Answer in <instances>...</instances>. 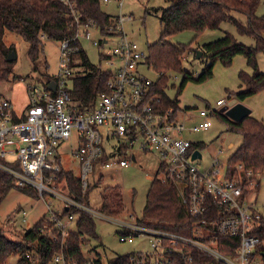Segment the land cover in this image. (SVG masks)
<instances>
[{"label":"built area","instance_id":"built-area-1","mask_svg":"<svg viewBox=\"0 0 264 264\" xmlns=\"http://www.w3.org/2000/svg\"><path fill=\"white\" fill-rule=\"evenodd\" d=\"M58 1L67 8L74 36L59 43L58 70L51 82L55 84L54 92L28 86L27 106L21 115L9 100L0 98V171L18 189L34 192L46 204V222L55 223L53 230L60 231L63 240L75 222V215L70 212L78 211L116 226L121 244L145 243L150 252L133 253L131 260L135 264H195L194 252L208 257L210 264H264V237L260 234L263 214L256 206V196L251 199L252 194H257L256 181L241 183L228 179L227 161L225 164L219 159L222 150L203 168V158L192 160V144L184 138L186 132H208L211 114L229 101H217L216 110L187 109L174 119L171 111L156 113L157 97L148 99L154 81L141 71H150L144 63L146 53L124 29L132 18L122 14L113 18L109 36L101 38L96 22L84 17L71 0ZM108 1L101 0L103 4ZM109 40L116 45L106 54ZM83 42L98 50L104 58L105 71H110L112 77L107 83L109 92L99 95L95 109L78 115L69 106L68 90L74 72L81 71L73 70L72 65L75 57L86 52ZM102 42L104 49L100 50ZM74 133L80 145L73 156L79 161L83 194L89 185L87 177L94 172V164L106 150L107 141L114 145L111 152L106 151L113 157L101 164L105 169L128 168L135 151L150 152L157 156L161 169L158 179L172 184L191 216L193 237L141 226L131 214L126 218L107 217L59 193L58 174L62 167L54 159L55 151ZM121 154L128 159L116 160V155ZM52 201L58 202L60 210L53 209ZM64 212L66 217L57 220ZM50 238L56 241L57 236ZM229 239L231 243L221 244L222 249L230 252L226 255L219 249V240ZM50 264L65 261L59 255Z\"/></svg>","mask_w":264,"mask_h":264},{"label":"trees","instance_id":"trees-1","mask_svg":"<svg viewBox=\"0 0 264 264\" xmlns=\"http://www.w3.org/2000/svg\"><path fill=\"white\" fill-rule=\"evenodd\" d=\"M84 17L96 22L99 37L109 36L108 30L113 18L101 9V0H71ZM169 6L162 11L160 25L162 32L159 40L148 45L144 63L149 70L157 75L151 87L148 99L156 96L154 111L164 114L172 112V119L185 109L179 107L177 96L188 83L203 84L213 77L214 67L217 63L230 67L235 58L241 56L251 69V75L244 71L239 72L240 81L236 92L227 91L228 100L243 102L248 98L264 91V74L258 68L256 56L264 53V15L258 16L259 0H165ZM241 16L245 22L234 17ZM67 17V8L58 0H0V83H6L12 77V62L7 58L14 52L12 46L4 42L6 32L21 37L29 46L27 57L32 64H36L42 52V40L60 43L71 39L75 31L70 26ZM223 24H230L236 34L252 39L254 45L246 46L237 41L229 33L221 39L207 42L199 46L207 65L198 74L187 73L182 62L185 55L192 51L191 44L174 46L166 40L185 32L194 34V41L207 31H218ZM193 41V42H194ZM104 49L103 42L100 50ZM197 52V49L194 53ZM104 58L98 55V65L90 62L87 53L83 52L74 58L72 69L75 71L70 79L68 94L70 105L74 107L75 114L83 115L95 109L100 94L108 93L107 83L112 77L110 71L102 69ZM171 74L181 75L176 97L169 98L166 91L174 88L169 85ZM43 85L45 90L53 81L46 77ZM189 109V108H187ZM210 107L206 105V110ZM213 118L226 127V131L240 138V146L227 160V178L239 180L241 183L253 179L254 176L264 173V119L258 120L251 116L240 123H233L224 117L220 111L211 114ZM208 147L205 143L191 145L189 154L195 151H204ZM113 156L103 150L101 158L94 164V169L104 164ZM241 167V171H237ZM158 169V174L160 173ZM247 174H250L247 178ZM251 177V178H250ZM95 185H88L86 192L82 193L80 178L77 179L72 172L61 168L58 174V190L66 197L90 206L91 195L96 189ZM16 190L32 199L38 200L34 192L20 190L13 180L0 171V206L9 193ZM217 209L220 210L218 206ZM125 205L122 192L119 188L105 187L100 194V206L97 212L111 217L120 218L125 215ZM75 215L72 230L66 239H62L60 231L53 230L54 222H46V216L37 221L33 227L25 232L19 242L5 238L0 230V264H6L10 257H20L18 264H50L56 256L61 255L65 264H135L131 260L134 254L117 255L107 258L103 262L101 255L88 259L85 254L91 255L94 250L92 242L101 245L95 218L78 211H71ZM64 212L57 220L66 217ZM261 221L260 234L264 237V216ZM137 223L141 226L164 230L169 233L191 238L194 234V222L187 209L182 205L176 189L170 183L162 182L158 175L150 181L146 196V203ZM51 231V232H50ZM56 235V241L50 236ZM223 254H230L221 244L231 243V239L219 240ZM195 264H210V259L195 253Z\"/></svg>","mask_w":264,"mask_h":264},{"label":"rangeland","instance_id":"rangeland-1","mask_svg":"<svg viewBox=\"0 0 264 264\" xmlns=\"http://www.w3.org/2000/svg\"><path fill=\"white\" fill-rule=\"evenodd\" d=\"M110 3L105 5L101 2V9L110 17L124 15L132 18L130 23L124 25V29L128 37L134 41L140 49L146 53L148 45L156 43L161 35L162 27L160 25V17L162 11L168 8L169 4L165 0H109ZM260 6L257 15H264V0H259ZM121 3V7H119ZM235 18L245 22V18L234 15ZM225 33L232 34L237 41L246 46H253L252 39L241 37L236 34L230 24H223L218 31H207L194 41V34L185 32L177 36H173L166 41L174 46L193 45L192 51L185 55L186 60L182 62L183 69L187 73L198 74L207 65V60L203 58L199 46L207 44V42L221 39ZM194 41V42H193ZM4 42L8 46L14 48L15 59L12 61V77L6 83H0V98L9 99L12 95L13 88L19 90L27 88L30 85H36L40 88L46 83V77H53L58 70L59 65V43L48 40H42V52L36 64H32L28 57V44L19 36L6 32ZM115 42L109 40L104 51L110 54L115 47ZM83 48L87 53L90 62L98 65V50L90 44L83 42ZM197 49V52L194 51ZM197 57V58H196ZM258 68L264 73V53H258L256 56ZM230 67L222 66L217 63L214 67L213 77L203 84L188 83L183 91L177 96L179 107L181 109L189 108V110H216L215 104L219 100H228L227 91H237L239 80L237 76L239 72L244 71L251 75L252 71L245 63V59L241 56L234 59ZM102 69L106 70L104 65ZM143 74L155 81L157 75L152 71H143ZM181 80V75L171 74L169 85L173 84L174 88L166 91L169 98L176 97L177 89ZM16 91V89L14 88ZM232 101V100H230ZM248 109H251V117L255 119H264V91L241 102ZM220 111V109H219ZM208 122L211 126L210 131L199 133H185L184 138L192 145L197 143H205L207 149L202 151L204 168L209 166L212 158L218 157V150L223 151V155L219 159L226 164L230 155L240 146V138L226 131L221 123L212 116ZM197 123V122H195ZM224 142V145L221 142ZM79 142L75 133L68 142L60 144L54 155V159L59 161L62 169L72 172L79 179L81 169L79 161L73 156L79 148ZM231 145L230 148H228ZM139 155L136 162L128 168L115 167L105 169L102 165L95 168L93 173L87 177L88 184L95 185L96 189L91 195V209L97 211L100 206V194L105 187L119 188L124 198L126 211L133 216V220L141 218L142 210L146 203V196L149 190L150 181L148 177L155 178L158 174L157 156L150 152ZM116 160L125 159L124 154L116 155ZM256 181V193L252 194L251 199L256 196V206L264 216V173L254 176ZM62 194V190H59ZM51 206L55 211L60 210L57 201H52ZM49 213L47 206L41 200L32 199L16 190L9 193L5 201L0 206V230L5 238L13 242H19L23 234L29 231L33 225L39 221L43 215ZM25 214V216H23ZM25 220V221H23ZM98 234L101 238V245L97 242L91 243L94 252L91 255L85 254L90 260L101 255L103 262L107 258L117 255L133 254L141 251L150 252L147 245L141 241H136L131 245L121 244L118 238V229L116 226L106 223L95 218ZM105 254V256H104ZM20 257H10L6 264H18Z\"/></svg>","mask_w":264,"mask_h":264},{"label":"water","instance_id":"water-1","mask_svg":"<svg viewBox=\"0 0 264 264\" xmlns=\"http://www.w3.org/2000/svg\"><path fill=\"white\" fill-rule=\"evenodd\" d=\"M197 58V57H196ZM15 59L14 52H11L7 58L8 62H12ZM48 90L54 92L55 84L51 83L48 86ZM220 113L228 118L233 123H240L243 119L251 115V110L245 107L241 102L238 103L236 100L229 101L223 108L220 109ZM202 155L196 151L192 155V160L201 159Z\"/></svg>","mask_w":264,"mask_h":264},{"label":"crops","instance_id":"crops-1","mask_svg":"<svg viewBox=\"0 0 264 264\" xmlns=\"http://www.w3.org/2000/svg\"><path fill=\"white\" fill-rule=\"evenodd\" d=\"M110 1H108V3H105V5L109 4ZM103 4V3H102ZM261 16V15H260ZM117 17V16H115ZM113 17V18H115ZM141 71H144V69H141ZM261 72V71H260ZM262 74H264L262 72ZM240 85V84H239ZM14 88L16 89V91L14 90ZM13 88V91H12V95L9 99V100L13 106H14V109L16 111L17 114L21 115L22 113H24L25 109H26V106H27V95H26V88H22V90H19L17 89L16 87ZM239 88V86H238ZM236 92V91H234ZM239 103V102H238ZM246 107V106H245ZM187 110V108L185 109ZM251 110V109H250ZM251 114H252V111H251ZM251 116V115H250ZM254 118V117H253ZM258 120H262V119H258ZM210 126V124H209ZM210 129H211V126H210ZM210 131V130H209ZM114 145V143L112 141H107L106 142V151L108 152H111L112 151V146ZM139 152V151H138ZM141 154H144L142 152H139ZM138 156L139 155H135V153H133V162L135 163L136 160L138 159ZM203 164V161L201 162V165ZM157 167H158V163H157ZM202 167L204 168V165H202ZM159 169V168H158ZM153 178H150L148 177V180H152ZM127 214H129L127 211H125V215L123 216V218H126L127 217ZM46 216V215H43V217ZM25 221V220H23Z\"/></svg>","mask_w":264,"mask_h":264}]
</instances>
